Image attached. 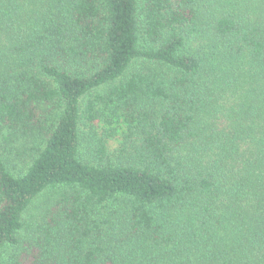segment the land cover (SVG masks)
<instances>
[{"label": "trees", "instance_id": "obj_1", "mask_svg": "<svg viewBox=\"0 0 264 264\" xmlns=\"http://www.w3.org/2000/svg\"><path fill=\"white\" fill-rule=\"evenodd\" d=\"M25 253L264 264V0H0V264Z\"/></svg>", "mask_w": 264, "mask_h": 264}, {"label": "rangeland", "instance_id": "obj_2", "mask_svg": "<svg viewBox=\"0 0 264 264\" xmlns=\"http://www.w3.org/2000/svg\"><path fill=\"white\" fill-rule=\"evenodd\" d=\"M98 133H100L99 130H97V134ZM81 134H82L81 140L83 141L82 142V148H81V150H82L81 156H82L83 160H85L88 157V153L86 150L87 143L85 141V138H88V136H86L87 135L86 131L83 129H81ZM118 144H119V142L117 141V139H111L107 142V151L109 152V155H111L113 158H117V156L119 154ZM24 160H28V155L26 153L22 154L21 158L19 160H16L15 163H17V166L21 168ZM52 194H54V193H52ZM50 197H51V192H47L46 194L37 198L35 200V202L33 203V205L30 206V208L26 214L27 218L37 217L36 214H38L39 211L42 210L46 206ZM7 251L11 252L12 250L7 249ZM31 257H32L31 253H25V255L23 257H21L22 263L23 264H30Z\"/></svg>", "mask_w": 264, "mask_h": 264}]
</instances>
